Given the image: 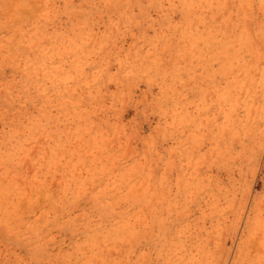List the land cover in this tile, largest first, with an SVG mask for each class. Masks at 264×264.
<instances>
[{"label": "rangeland", "instance_id": "374dc122", "mask_svg": "<svg viewBox=\"0 0 264 264\" xmlns=\"http://www.w3.org/2000/svg\"><path fill=\"white\" fill-rule=\"evenodd\" d=\"M0 264H264V0H0Z\"/></svg>", "mask_w": 264, "mask_h": 264}, {"label": "bare ground", "instance_id": "6f19581e", "mask_svg": "<svg viewBox=\"0 0 264 264\" xmlns=\"http://www.w3.org/2000/svg\"><path fill=\"white\" fill-rule=\"evenodd\" d=\"M256 218V217H255ZM255 218H253V219H255Z\"/></svg>", "mask_w": 264, "mask_h": 264}]
</instances>
